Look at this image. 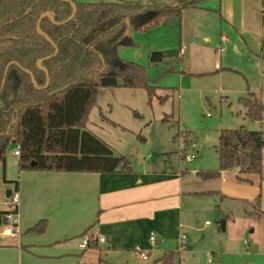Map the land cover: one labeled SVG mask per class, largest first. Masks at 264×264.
<instances>
[{
	"label": "crops",
	"instance_id": "0c3cea01",
	"mask_svg": "<svg viewBox=\"0 0 264 264\" xmlns=\"http://www.w3.org/2000/svg\"><path fill=\"white\" fill-rule=\"evenodd\" d=\"M75 1L151 6H182L195 1L194 5L183 11L181 18H177L175 29L180 26L179 38L177 30L163 23L142 34L134 31L131 33L135 43L142 38L145 41L147 38H160L155 51L163 52L175 69L178 67L179 71L189 75L208 71L194 70L193 66L185 65L183 54L177 53L178 45L185 49L184 55L189 52L186 60L190 64L197 55V46L192 38L196 35L202 39V43L212 44L213 38L209 33L217 29L216 18L219 20L223 41L234 44L238 49L242 47L240 44L245 46L252 41L257 43V39L264 33V0ZM208 21L213 22V27L211 24L208 28ZM191 26H195L193 35H190ZM186 30L185 39L183 32ZM261 46L264 51V39ZM119 48L118 55L130 60L121 56L122 47ZM199 48L208 51L202 45ZM221 63L219 69H222ZM251 93L261 98L254 91L245 95ZM14 148L10 155L6 153L5 164L0 162V168L4 170L3 181L9 185L7 192L11 190L19 194L17 235L4 233L6 227L3 225H7L4 223V214L0 223V264H70L77 259L84 264H161L160 258L167 252L177 251L180 245L183 247L177 257L182 264V255L185 259L190 255L195 257L198 251L217 253L209 240V235L215 232L216 227L210 231L198 227L203 225L201 219L206 212L215 215L216 210L221 220L223 217L218 211L221 209L227 219L226 230L234 206H243L244 213L252 217L264 218L262 173L241 174L239 168H236L222 171L220 178L205 180L186 174V170L177 172L132 167L131 171L112 174L39 170L20 172L19 158L15 156ZM240 177L249 180L243 181ZM5 179L18 181V190L16 183H7ZM8 198L6 194L7 201ZM250 207L255 210V214H251L248 209ZM7 211L8 207L0 209V212ZM42 219L48 221L45 233L29 232ZM205 225L211 224L205 221ZM152 233L157 236L155 242L150 241ZM85 234L105 236L107 242H96L83 251L79 243ZM244 243L250 248L249 242L244 240ZM227 244L236 246L237 241L233 238L223 241L220 245L222 253ZM95 249L99 253L94 257ZM141 252H146L149 258L144 260ZM79 254H82L80 259L76 257Z\"/></svg>",
	"mask_w": 264,
	"mask_h": 264
},
{
	"label": "trees",
	"instance_id": "16d2710c",
	"mask_svg": "<svg viewBox=\"0 0 264 264\" xmlns=\"http://www.w3.org/2000/svg\"><path fill=\"white\" fill-rule=\"evenodd\" d=\"M73 1L77 7L75 16L59 25L54 21L62 22L73 14L68 1L0 0V162L5 164L6 153L14 145L19 146L20 172L131 171L126 156L117 155L106 141L86 130L97 105V92L108 87L145 88L150 101L158 96L163 103L168 95L158 94L159 87L150 83L146 67L122 59L118 48L136 45L131 37L133 31H148L168 16L181 18L195 1L182 6ZM45 13H50L52 19L41 18ZM39 21L41 32L50 36L57 48L38 31ZM128 29L130 33L126 34ZM113 32L116 34L105 43ZM48 56L52 57L41 63L50 77L45 87L47 74L37 63ZM164 59L161 51L149 53L150 64ZM26 70L33 73L35 84ZM241 101L253 121H263L261 98L251 93ZM263 150L261 129L242 126L223 130L218 146L219 169L198 174L205 180L220 178L222 171L236 168L241 174H261ZM5 181L16 183L18 190V181ZM218 211L225 219L223 211ZM4 214L7 212H0V223ZM47 227L48 221L42 219L29 232L43 234ZM95 243L91 242L90 247ZM179 253H165L161 264H180V260L174 262Z\"/></svg>",
	"mask_w": 264,
	"mask_h": 264
},
{
	"label": "rangeland",
	"instance_id": "374dc122",
	"mask_svg": "<svg viewBox=\"0 0 264 264\" xmlns=\"http://www.w3.org/2000/svg\"><path fill=\"white\" fill-rule=\"evenodd\" d=\"M216 21L217 29L209 33L213 38L212 44L202 43V39L196 35L192 38L197 46V55L190 64L186 60L189 52L184 55L185 49H181L180 44L177 49V53L183 54L185 65L193 66L194 70H207L208 73L186 74L178 67L175 69L169 57H165L166 62L164 59L161 63L150 64L149 53L159 46L158 37L152 40L147 38L146 41L142 38L135 46H121V56L144 65L150 83L159 87L160 95L168 97L162 103L158 96L150 101L145 88H99L97 105L89 116L86 130L106 141L117 155L126 156L132 168L186 170V174L195 177H200L198 172L202 170L219 169L218 146L223 130L244 126L247 129H261L264 133V119L260 123L253 121L246 114L241 101L242 95L247 97L246 93L254 91L261 95L264 102V51L261 48L264 33L257 43L240 44L242 47L238 49L234 44L223 41L218 18ZM211 24L213 27V22L208 21V28ZM179 27L171 28L177 30L178 38ZM144 32L137 31L138 34ZM186 34L187 30L183 32L185 39ZM193 34L195 26L190 28V35ZM200 45L207 47L208 51H201ZM220 62L222 69H219ZM190 143L197 144L198 156L187 162L182 152L184 148L189 153L193 151L187 147ZM13 148L14 145H11L7 155ZM3 176L4 170L0 168V209L8 207L6 194L9 185L3 181ZM222 207L224 209L223 204ZM233 208L226 231L219 228L221 217L216 210L215 215L206 212L201 219L203 225L198 226L206 231L216 227L209 240L217 253L198 251L195 257L190 255L185 259L182 255V264H264V218L245 214L243 206ZM248 209L255 214L253 208ZM205 221L211 225H205ZM228 238L235 239L237 245L227 244L222 253L220 245ZM244 240L250 243V248ZM94 251L95 257L99 251ZM210 254H213L211 262ZM76 257L80 259L82 254ZM77 260L70 264H84Z\"/></svg>",
	"mask_w": 264,
	"mask_h": 264
},
{
	"label": "built area",
	"instance_id": "2783aa9c",
	"mask_svg": "<svg viewBox=\"0 0 264 264\" xmlns=\"http://www.w3.org/2000/svg\"><path fill=\"white\" fill-rule=\"evenodd\" d=\"M187 147L192 148V152H188L186 148L183 149L182 152V157L187 161L190 162L194 160L198 156V151L197 149V144L196 143H190ZM14 154L15 156H19V146H15L14 148ZM18 204H19V194L18 192H12L11 195L8 198L7 206H8V211L6 214V220H7V226L5 228L4 233L10 236H15L17 235V222H18ZM157 240V236L155 233H152L150 236V241L155 242ZM99 242V243H106L107 238L105 236H94V235H88L85 234L80 240L79 243V248L83 251H86L90 248V243L91 242ZM183 246L180 245L179 249L176 251V253L181 251V248ZM141 257L144 260H147L149 258L148 254L146 252H141ZM174 262H178V257L177 254L174 257Z\"/></svg>",
	"mask_w": 264,
	"mask_h": 264
},
{
	"label": "water",
	"instance_id": "95a60500",
	"mask_svg": "<svg viewBox=\"0 0 264 264\" xmlns=\"http://www.w3.org/2000/svg\"><path fill=\"white\" fill-rule=\"evenodd\" d=\"M64 1H68V2H70L71 4H72V6H73V8H74V11H73V14L68 18V19H66V20H64V21H62V22H55L54 21V23H56V24H59V25H64V24H66V23H68L74 16H75V14H76V12H77V7H76V3L73 1V0H64ZM43 17H49L50 19H52V16H51V14L50 13H45L41 18H43ZM128 22H129V20H127ZM163 25H165L166 27H168V28H175L176 27V25H177V17H175V16H168V17H166L165 19H164V21H163ZM37 29H38V31L41 33V34H43L53 45H55V47L57 48V46H56V44H55V42L52 40V38L50 37V36H48V35H46V34H44L43 32H41V30H40V21H39V23H38V25H37ZM130 33V30L128 29L127 31H126V34H129ZM112 34H114V32L112 33ZM111 37V35L110 36H108V37H106V39H108V38H110ZM52 56H48V57H45V58H42V59H40V60H38V63H37V65L40 67V68H42L45 72H46V74H47V84H46V86L45 87H48L49 86V84H50V77H49V72H48V70L46 69V68H43L42 66H41V63L44 61V60H46V59H49V58H51ZM11 64V63H10ZM10 64L7 66V69H6V75H7V73H8V70H9V66H10ZM30 75H31V78H32V81H33V84H35V80H34V76H33V73L31 72V71H28V70H26ZM5 85V79H4V81H3V86ZM11 193H12V191L11 190H8V192H7V196L9 197L10 195H11ZM4 223H7V221H6V217H4ZM226 223H227V221H226V219H221L220 220V227H221V229H222V231H226Z\"/></svg>",
	"mask_w": 264,
	"mask_h": 264
},
{
	"label": "flooded vegetation",
	"instance_id": "af4514ba",
	"mask_svg": "<svg viewBox=\"0 0 264 264\" xmlns=\"http://www.w3.org/2000/svg\"><path fill=\"white\" fill-rule=\"evenodd\" d=\"M114 34H116V33H114ZM114 34H111V37H110V39L114 36ZM110 36V35H109ZM109 39V38H108ZM105 40H106V38H105Z\"/></svg>",
	"mask_w": 264,
	"mask_h": 264
}]
</instances>
